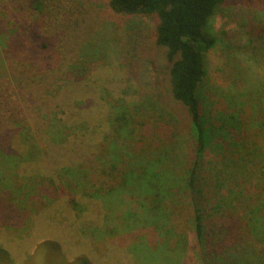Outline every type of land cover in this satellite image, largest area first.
<instances>
[{
    "label": "rangeland",
    "instance_id": "rangeland-1",
    "mask_svg": "<svg viewBox=\"0 0 264 264\" xmlns=\"http://www.w3.org/2000/svg\"><path fill=\"white\" fill-rule=\"evenodd\" d=\"M108 4L0 0V264H43L36 252L46 242L58 244L64 264H264V60L256 52L264 17L254 20L238 4L212 22L220 41L209 56L202 102L225 140L198 153L177 111L171 116L179 123L169 132L163 126L156 136L142 127L169 116L164 103L135 111L145 97L141 79L161 52L155 24L113 14ZM236 70L244 75L239 88ZM122 114L132 127L117 131ZM159 136H169L173 159L166 168L184 190L169 211L176 246L150 221L123 232L125 215L140 205L106 194L121 137L142 139L139 150L148 154ZM195 161L204 244L185 211ZM43 183L48 190L41 191ZM8 190L20 200L28 196L23 209Z\"/></svg>",
    "mask_w": 264,
    "mask_h": 264
},
{
    "label": "trees",
    "instance_id": "trees-1",
    "mask_svg": "<svg viewBox=\"0 0 264 264\" xmlns=\"http://www.w3.org/2000/svg\"><path fill=\"white\" fill-rule=\"evenodd\" d=\"M238 4L242 5L254 20L264 17V0H109L108 8L113 14L148 18L155 24V45L161 52H157L156 62L149 65L147 77L141 79L145 97H141V103L137 104L141 108H135V111L144 113L145 109L149 111L164 103L166 109L168 108L169 116L167 119L159 115L155 120L159 122L153 123L152 127L142 124L146 131L150 130L152 135L158 136L163 133V126H166L169 132L180 121L193 137L198 153L210 147L212 142L223 143L225 140L223 127L218 125V122H214L211 113L202 102L205 97L203 86L209 56L217 49L220 41L213 32L212 22L225 8ZM256 52L264 60V33ZM235 75L232 76L235 81L233 84L239 88L238 86L243 83L244 75L237 70ZM125 109L126 107L123 108ZM175 111L180 114L177 117L179 121L171 116ZM163 119L166 124L163 123ZM116 121H118L117 131L121 126L126 127V130L127 127H132L129 126L130 123L124 114L119 115ZM168 137L165 141L160 137L158 143L160 146L152 153L149 151L148 154H145L144 150H139L142 139L130 140L121 137L124 140L118 143L121 149L119 152L113 151L112 156L110 155L112 163L109 165L111 172L109 179L114 187L106 194H122L120 202L124 203L128 198L131 199L130 202L135 201L140 205V208L137 210L134 208L133 212L130 211L125 215L124 223L128 226L125 228L123 225V232L130 233L133 227L134 230L140 229L141 225H145L144 222L150 221L149 223L166 228L169 235L164 239L168 244L176 246L177 233L172 232L174 229L170 227L172 220L169 218L171 215L169 211L172 201L177 199L179 194L184 195V190H178V185L171 176L172 171L166 168L173 159L169 156L170 149L166 146ZM199 157L201 158L200 154ZM94 162L101 166L103 159L101 156H96ZM83 167L84 170L88 169ZM65 171L74 174L73 170ZM99 172L103 175V171L99 170ZM199 185L198 165L195 161L185 189L187 190L185 211L192 213L191 225L194 234L200 244H204L208 235L198 200ZM47 187V184L43 183L40 189L43 191ZM9 192L13 195V198H10L11 203L18 209L28 201V196L20 200V197ZM44 195L50 197L49 193ZM70 203L74 208L78 207L76 200L72 199ZM255 229L254 226L253 231ZM61 253L57 243L46 242L39 246L36 255L40 256L39 259H42L43 264H64L61 263ZM176 256H180L179 252ZM81 263L89 264L84 259L66 264Z\"/></svg>",
    "mask_w": 264,
    "mask_h": 264
}]
</instances>
